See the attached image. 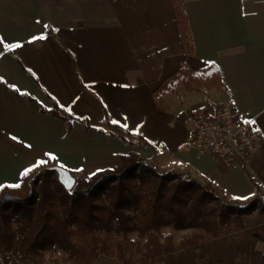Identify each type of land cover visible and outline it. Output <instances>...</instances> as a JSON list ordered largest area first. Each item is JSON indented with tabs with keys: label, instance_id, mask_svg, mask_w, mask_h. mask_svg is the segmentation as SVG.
Masks as SVG:
<instances>
[{
	"label": "crops",
	"instance_id": "1",
	"mask_svg": "<svg viewBox=\"0 0 264 264\" xmlns=\"http://www.w3.org/2000/svg\"><path fill=\"white\" fill-rule=\"evenodd\" d=\"M182 3L192 54L170 0H0V188L20 184L39 160L87 182L143 158L160 175L209 182L231 198L264 195V0ZM211 64L227 92L179 86L157 102L181 67ZM29 97L94 130L73 122L66 135V124ZM223 98L263 135L262 148L231 167L185 144L188 109ZM94 264L124 263L100 255Z\"/></svg>",
	"mask_w": 264,
	"mask_h": 264
},
{
	"label": "trees",
	"instance_id": "2",
	"mask_svg": "<svg viewBox=\"0 0 264 264\" xmlns=\"http://www.w3.org/2000/svg\"><path fill=\"white\" fill-rule=\"evenodd\" d=\"M181 43L189 54L193 41L182 0H170ZM201 92H227L218 68L181 67L157 92V102L174 87ZM39 112L63 121L66 135L73 116L53 103ZM143 146L152 148L148 142ZM41 165L23 175L19 188H0V264H45V253L55 249L69 264H94L100 255L124 264H264V225L244 218L251 205L238 208L212 189L180 173L160 175L143 158L126 162L119 174L97 173L71 190L59 182L57 172ZM192 234L176 243L174 232ZM136 238L130 239L129 234Z\"/></svg>",
	"mask_w": 264,
	"mask_h": 264
},
{
	"label": "built area",
	"instance_id": "3",
	"mask_svg": "<svg viewBox=\"0 0 264 264\" xmlns=\"http://www.w3.org/2000/svg\"><path fill=\"white\" fill-rule=\"evenodd\" d=\"M186 121V147L210 155L224 166L245 162L262 148V132L229 98L189 108Z\"/></svg>",
	"mask_w": 264,
	"mask_h": 264
},
{
	"label": "rangeland",
	"instance_id": "4",
	"mask_svg": "<svg viewBox=\"0 0 264 264\" xmlns=\"http://www.w3.org/2000/svg\"><path fill=\"white\" fill-rule=\"evenodd\" d=\"M85 182V181H84ZM78 181L74 183L73 188L77 185ZM205 187L212 189L219 197H222L226 200L227 203L237 206L238 208H247L251 205L248 212L243 213L244 218L248 220H258L264 225V195H256L251 199L246 201L238 200L235 198H231L226 196L221 191H219L212 183L204 182ZM161 231L163 233L174 232L172 227L162 228ZM192 234L190 231H177L174 232V240L176 243L182 242L185 238L189 237ZM130 239H135L136 234L131 233L128 235ZM259 249L264 251V244L259 245ZM140 252L136 253L133 261L134 264H141L139 260L141 258ZM45 264H69L67 256L62 254L60 250L55 249L52 253H45Z\"/></svg>",
	"mask_w": 264,
	"mask_h": 264
},
{
	"label": "water",
	"instance_id": "5",
	"mask_svg": "<svg viewBox=\"0 0 264 264\" xmlns=\"http://www.w3.org/2000/svg\"><path fill=\"white\" fill-rule=\"evenodd\" d=\"M47 169L57 172L59 182L64 186L66 190H71L73 188L75 178L69 171L58 166L49 167Z\"/></svg>",
	"mask_w": 264,
	"mask_h": 264
},
{
	"label": "snow or ice",
	"instance_id": "6",
	"mask_svg": "<svg viewBox=\"0 0 264 264\" xmlns=\"http://www.w3.org/2000/svg\"><path fill=\"white\" fill-rule=\"evenodd\" d=\"M34 39H37V38H34ZM38 39H44V37H38ZM15 47H20V45H15ZM112 123L113 124H116L117 123V121L116 120H113L112 121ZM52 159H55V157L53 156V157H51ZM46 163V161H44V160H39V161H37L36 162V165H34V167L35 166H39V165H43V164H45ZM32 169H27V170H25V172L22 174V175H27L28 174V172H30ZM10 187H13V188H19L20 187V184L19 183H17V184H13V185H10Z\"/></svg>",
	"mask_w": 264,
	"mask_h": 264
}]
</instances>
